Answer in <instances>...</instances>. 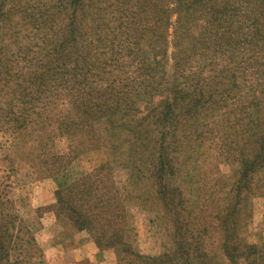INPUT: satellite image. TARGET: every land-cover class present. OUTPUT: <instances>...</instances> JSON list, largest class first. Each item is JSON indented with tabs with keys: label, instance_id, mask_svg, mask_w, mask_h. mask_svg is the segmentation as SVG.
Wrapping results in <instances>:
<instances>
[{
	"label": "rangeland",
	"instance_id": "rangeland-1",
	"mask_svg": "<svg viewBox=\"0 0 264 264\" xmlns=\"http://www.w3.org/2000/svg\"><path fill=\"white\" fill-rule=\"evenodd\" d=\"M190 3L0 0V211L17 244L3 264H69L74 236H90L73 225L84 219L105 245L122 239L159 256L173 247L175 209L195 220L207 264H231L219 223L201 231L239 198V236L264 243V159L253 189L236 190L242 165L253 162L249 144L264 136V0H229L225 17L205 0ZM222 29H232L229 42L214 39ZM76 35L86 64L66 62L77 72L54 76L53 94L33 87L23 97L50 49ZM158 53L160 63L151 60ZM231 245L233 255L244 250ZM97 248L118 264L112 249Z\"/></svg>",
	"mask_w": 264,
	"mask_h": 264
},
{
	"label": "trees",
	"instance_id": "trees-1",
	"mask_svg": "<svg viewBox=\"0 0 264 264\" xmlns=\"http://www.w3.org/2000/svg\"><path fill=\"white\" fill-rule=\"evenodd\" d=\"M203 1L204 0H191L190 4H199L202 6ZM228 2L229 0H205V5H203V8H205L206 11L210 10L212 12H217L220 17H225L229 12L234 10V7L230 6ZM176 3H177V11L179 14V12L181 11V2L176 1ZM155 18H156V22H154L155 25L161 26L163 20L160 21L158 17ZM158 30L159 29H157V31ZM222 30H224V33H222L220 37H217L216 35L214 39L215 40L225 39L226 42H229L231 40L229 35L232 29H222ZM157 31L153 30V34L156 36H158L156 33ZM77 35L75 37H72V39L69 42L64 41L62 43L63 44L62 47H60L59 49H58V45H56V48L50 49L48 54L52 57V59L45 66L41 68L40 75H34L33 79L30 80L25 85L26 88L20 87L21 89H19V92H21V95L23 97H29L30 94H33L32 93L33 91L30 90L33 87L36 88L35 91L36 93H34L36 95L45 93L48 89L53 94L55 91H57L55 87L58 86L55 83V81H57L58 79L56 78L54 79V76L63 79V76L67 77L69 76L68 75L69 73H72L74 71L77 72L76 71L77 69H75V67L66 65V62H74V63L81 62L86 64L88 53L85 48V45H83L81 42V41H85V39L84 40L82 39L80 41L79 37L77 38ZM127 36H129V33ZM141 37L142 36H139L137 40L140 39ZM139 54L140 51L134 52L135 60H137ZM179 59L183 60L182 56H179ZM151 60L160 63V61H163V57L158 53V55L152 57ZM141 64L142 62L140 63V65ZM146 73H147V69H146ZM43 75H47L49 76V78L44 77ZM63 80L65 81V79ZM61 82L65 83L63 81ZM4 88L5 85L1 84V80H0V92H2ZM60 89H62L63 91L70 90L69 87L67 88L66 83ZM94 91L95 90L93 89H89V92L94 93ZM8 111L11 113V109ZM251 143L249 145L252 147V149H249V151L252 152L253 162L252 163L246 162L244 165H242V168L244 166L245 167L243 169L241 176H239L236 184V190L239 192L240 197L243 195V191L249 192L250 190L253 189V185H251L250 182L254 181V176L256 173L255 169L258 167L259 162H262V159H264V136L261 137V139L259 140V142L256 143V145L254 144V142L252 144ZM259 144L260 146H258ZM159 188H162V193H163L162 209L164 211L165 216H167L166 215L167 211L170 212L173 209V207L172 208L167 207L165 201L168 203H172L171 196L169 194H168L169 196L166 195L167 188L165 185L162 184ZM158 193L161 194V192L159 191ZM239 194H238V198H239ZM239 201L240 198L238 202L234 203V205L230 206L229 208L227 207L223 208L217 211V213L214 216L209 217L215 224H210L208 226L206 225L205 227H203L201 232L205 236L209 234L208 228H210V230L213 231L220 226V228H217V231L219 230L221 237L225 235L227 238L226 240L224 239V241H222L220 251L222 252L223 256L230 261L231 264H240V263L263 264L264 243H262V245L260 246H256V245L251 246L238 234L237 228L239 227V221L237 220L236 215L237 212H239V207H238L240 204ZM2 202H3V198H0V209H3L4 207ZM184 217L185 215L179 216V212H177L176 209L174 210L172 215V220L169 223V225L172 228V232L170 231L169 233V238H172L173 240V247L159 256L141 255L137 251H135L130 245L126 244L122 239L116 241H107L106 245L101 243L102 241L98 238H95L94 235L92 234V229L91 226H89L87 219L82 220V222L73 221L74 223L73 225H75L76 230L78 231H83V230L87 231L94 240L97 247L101 249L103 248L112 249L116 254L118 264H207V259L209 258V256L207 255L208 253L202 251L203 244L201 243L198 244V242L194 241L195 238L194 236H199L200 233L196 234L194 228L190 227L191 225L190 222H193L195 220L189 215H187L185 219ZM216 222L219 223V226L218 225L216 226ZM233 240L234 243L240 244L244 248V250L235 253V255L231 253L232 249H230ZM18 241L21 244L23 243L24 239L19 237L18 235ZM30 241L31 240L24 241V243L29 244ZM15 242H16V237L10 235L7 225H5L3 221V216L0 211V264H3L7 255V251L16 249L15 247H13L17 245L15 244ZM25 248L26 247H22V245L20 247V249L22 250H24ZM250 248H255V249L259 248V249L250 251L249 250Z\"/></svg>",
	"mask_w": 264,
	"mask_h": 264
},
{
	"label": "crops",
	"instance_id": "crops-1",
	"mask_svg": "<svg viewBox=\"0 0 264 264\" xmlns=\"http://www.w3.org/2000/svg\"><path fill=\"white\" fill-rule=\"evenodd\" d=\"M70 250L69 264H82L86 261L91 263L95 261L96 264H114L115 262L113 252H100L86 232H80L74 236ZM101 258L107 259L106 263Z\"/></svg>",
	"mask_w": 264,
	"mask_h": 264
}]
</instances>
